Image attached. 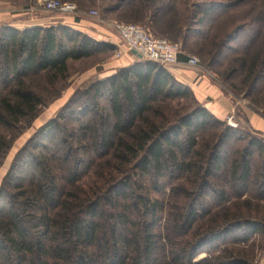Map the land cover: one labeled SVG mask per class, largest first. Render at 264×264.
<instances>
[{"label":"trees","instance_id":"16d2710c","mask_svg":"<svg viewBox=\"0 0 264 264\" xmlns=\"http://www.w3.org/2000/svg\"><path fill=\"white\" fill-rule=\"evenodd\" d=\"M28 1L22 0L24 8H28ZM73 2L78 5L79 0ZM233 2H205L194 7L191 18L198 26L212 28L224 19L218 12L243 1ZM148 4L145 8L151 23L168 19L170 25H178L173 17L177 11L170 1L151 0ZM113 5L111 11L125 12L134 9L135 0H118ZM81 12L77 7V14ZM263 16L257 13L255 19ZM242 26L236 27V34L235 30L227 34L221 47L235 43L242 49L239 53L254 54L253 69H257L246 78H252L250 86L256 91L264 77V58L253 51L254 39L264 36V24L253 28L250 37L244 33L247 25ZM203 33L202 28L193 34L188 32L182 37L183 48L189 39L204 38ZM114 50L111 45L61 25L24 30L0 26V128L14 131L24 120L36 118L42 102L27 87L28 79L46 75L48 82L55 84L59 78H66L68 61ZM232 50L238 52L229 45L219 57ZM160 98H186L197 107L179 120L180 125L160 129L148 118ZM226 125L202 108L191 90L163 67L141 58L74 92L56 118L42 126L15 154L3 178L0 264H192L199 244L193 246L189 235L197 221L209 215L215 219V226L220 223L221 232L258 233L259 226L245 220L247 216L230 213L226 207L212 216L203 205L209 198L221 206L229 193L240 200L250 193V187L264 195L263 138H248L239 131L240 124L237 128ZM214 127L224 130L213 133L210 144H200L197 136ZM241 142H245L244 147L229 165L225 153L234 151V145ZM10 144L0 131V161ZM254 158L262 164L255 171ZM225 166L229 167L226 186L213 183L216 175L223 173V179ZM94 169L97 171L93 173ZM91 173L93 180L85 183ZM174 175L176 180H185L178 194L172 187ZM166 189L171 198L181 197L188 202L182 213L178 212V203L173 206L175 212H166L161 197ZM242 202L245 208L249 204L248 200ZM165 216L163 234L160 224ZM217 233L210 230V236ZM225 262L218 259V264Z\"/></svg>","mask_w":264,"mask_h":264},{"label":"rangeland","instance_id":"374dc122","mask_svg":"<svg viewBox=\"0 0 264 264\" xmlns=\"http://www.w3.org/2000/svg\"><path fill=\"white\" fill-rule=\"evenodd\" d=\"M10 1L15 2V4L3 1L7 3H2L0 10H9L11 13L12 11L16 13L14 14L16 15L14 20L17 21V24L19 22L25 21L27 18L34 17L36 12L44 11L39 3V0H29L28 7L30 8L28 10L30 13L25 15V10L27 8L23 7L24 4H22V0ZM59 1L63 2L65 0ZM73 1L74 0H66L64 3H74L78 9L82 11L81 14H79L80 17H85L88 13L95 11L98 15L94 21L106 26L109 29H111L109 25L114 23L140 25L151 31L157 37L180 44L182 48V37L187 35L188 32L193 34L195 30H201L202 28L204 30L202 37L204 38L195 37L191 40L189 39L183 48V51L188 58L191 57L197 60L198 65L195 70L200 71L201 74L207 75L212 82L222 87L227 96L236 102V111L238 108H240L239 105H243V108L253 111L264 118V77L259 82V88H257L256 91H252L250 86V80L252 78H249V81L248 78H246L250 71L256 67H253L252 62L254 54L239 53V51L242 49H239L235 43H224L223 47H221L225 36L227 34H232L234 30L236 34V27L239 25H243L242 27L247 25L244 33L250 37L253 28L258 29L264 24V0H242L243 2L237 4L236 6L228 8V10L224 12H218L217 15H221V17L224 19L217 22L212 28L208 26L203 28L194 23L193 19L191 18L192 14H194L196 10L194 7L204 4L205 2H215L218 5H232L231 2L240 0H165V3L170 1L171 5H174L177 11V15L173 16L178 22L176 27L170 25V21L168 19L160 20L156 23L150 22V13L146 10L145 6L148 4V2L150 3L151 0H135L134 9H125V12L124 10L111 11L113 9L112 7L114 6L113 4H116L118 0H79L78 5ZM147 8L149 9V7ZM152 9L153 6L149 10L152 11ZM134 11L139 12L136 13ZM260 12H262L263 17L255 19L256 14ZM45 14L60 15L56 12H46ZM111 30L113 31V29ZM156 31L160 34L167 35L161 36L157 34ZM254 42L256 46L253 51L255 54L257 53L258 58H264V36L260 34L259 37L254 39ZM229 45H231V47L235 48L236 50L239 49L238 52L233 53V50L228 51L222 58H220L219 54L221 51L226 50ZM117 55L119 56L117 57ZM118 58H120V53L118 52L117 54L112 52L103 53L80 61H68V72L66 78H59L57 81H55V84H50L46 75L28 79L27 87L41 99L42 105L39 107L38 114L35 119L24 120L16 130L6 131L0 128V131L11 143L10 148L0 161V186L15 154L35 135V133L42 126H44L51 119L56 118V116L64 107L65 102L72 94H74V92L78 90H85L92 83L98 81V77L101 74H105V70L102 69L103 67H106V69H112L114 66L121 65L122 60ZM96 66L98 67L96 68L97 71L95 74L88 75V73L91 72L90 70ZM252 74L253 73L250 75L253 76ZM196 107L197 105L193 101L186 98L170 100H162L160 98L153 104L152 111L148 118L153 123H156L160 129L170 126L174 127L176 125H180L181 123L179 120L188 116L189 113H191V111ZM231 115H234L235 118L234 113H231L229 116ZM223 130V127H214L212 129H208L203 133L201 132V134L197 136V141L200 144H210L209 140L212 141L211 137H214L213 133L218 134ZM239 131L245 134L248 138L251 136L263 138V136L260 134L259 136L251 134L253 131H251V129H249V127L244 122L240 126ZM244 145L245 142L237 143L234 145V151L231 150L225 153L224 158L229 162V165L230 159L236 158L235 155L241 152L238 150L242 149ZM261 166V161L254 158L252 161L253 171L258 168L260 169ZM94 171L96 172L97 170L94 169L93 173ZM228 171L229 167L225 166L223 170V179L221 177L223 173L216 175V179H214L213 183H215V181L219 183L222 182L224 183V186H226V182L229 181ZM93 173H91V175L84 180L85 183L93 180L91 178ZM135 179H137L139 182L137 177H135ZM183 182H185L184 179L178 178V180H176L174 175V180L172 181V187H176L174 188V194H178L179 188L182 186L181 184H183ZM230 185H233L234 187V184ZM229 194L230 195L226 199L227 201L224 204L221 203V206H219V203L216 201V199L211 200L206 198L203 201L206 211L210 212V214L213 216V214L220 211L221 207H226L229 208L230 213H234L235 215L241 213L242 215L247 216L245 220L249 219L248 221L255 222L259 226L258 233L248 235L244 231H230L228 233L227 230H224L221 232L222 230L219 228L220 223H217L215 226V224L212 222V220L215 219H211V215L204 216L197 221L194 229L191 232V235H189V241L193 242V246L199 244V246H197L199 252L193 258L192 264H218L219 258H221L222 262L226 261L225 264L233 261H240L242 264H264V195L261 196L252 187H250V193H247L242 198H239L240 200L233 198V193ZM152 197H154V195H152ZM161 197L164 199L167 213L175 212L173 206L177 203L179 213L184 211L186 205L188 206V202L181 199V197L174 196L171 198V196H169V189H166V192ZM246 200H248L249 204L245 208V204H242L244 203L242 201ZM108 208L107 211L112 212V210H109ZM217 214H220V212ZM166 217L167 216L163 218L160 224L161 232L163 234ZM212 229L218 231V233L210 236V230ZM216 235L224 236L220 240H214L213 237ZM211 237L212 239H210Z\"/></svg>","mask_w":264,"mask_h":264},{"label":"crops","instance_id":"0c3cea01","mask_svg":"<svg viewBox=\"0 0 264 264\" xmlns=\"http://www.w3.org/2000/svg\"><path fill=\"white\" fill-rule=\"evenodd\" d=\"M2 3L7 2L0 1V6ZM29 8L30 7L25 10V15L30 13L28 10ZM42 12H36L34 17L27 18L25 21L17 24V21L14 20V17L16 16L14 14L16 13L13 11L11 13L9 10H0V26H8L17 30H24L31 27L48 28L61 25L83 33L98 42L113 46L115 48L114 52L117 54L118 52L120 53V58L118 59L122 60L121 65L114 66L112 69H106V67H103L102 69L105 70V74H101L98 77V81L113 75L120 68L127 67L139 59L137 55H134L125 49L120 38L114 31L95 22L94 19L87 16L76 17V15H48L45 14L46 12ZM187 58L185 52L182 51V54L179 56L180 65L164 69L177 82L188 87L196 102L217 120L224 122L231 113H234L238 124L242 125L244 122L252 131L258 132L262 135L264 140V118L253 111L243 108V105H239L240 108H238V106L236 111V102L227 96L222 87L212 82L207 75L201 74L200 71L182 65L186 62ZM97 67L98 66L91 69V72H89L88 75L95 74Z\"/></svg>","mask_w":264,"mask_h":264},{"label":"built area","instance_id":"2783aa9c","mask_svg":"<svg viewBox=\"0 0 264 264\" xmlns=\"http://www.w3.org/2000/svg\"><path fill=\"white\" fill-rule=\"evenodd\" d=\"M39 3L46 12H56L61 15H79L77 14V7L73 3H64L59 0H39ZM97 15V12L92 11L87 14V17L96 19ZM109 27L120 38L125 49L141 59L163 68L180 65L179 56L182 54L180 44L157 37L144 27L136 24L114 23L110 24ZM182 65L195 69L198 62L195 58L189 57ZM225 122L232 128L238 127L234 115L228 116Z\"/></svg>","mask_w":264,"mask_h":264},{"label":"water","instance_id":"95a60500","mask_svg":"<svg viewBox=\"0 0 264 264\" xmlns=\"http://www.w3.org/2000/svg\"><path fill=\"white\" fill-rule=\"evenodd\" d=\"M140 58V57H139Z\"/></svg>","mask_w":264,"mask_h":264}]
</instances>
